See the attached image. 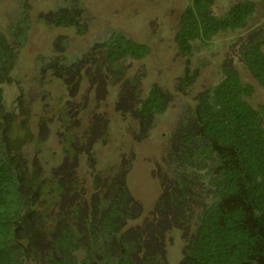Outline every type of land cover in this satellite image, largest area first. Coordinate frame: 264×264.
<instances>
[{
  "label": "trees",
  "instance_id": "obj_1",
  "mask_svg": "<svg viewBox=\"0 0 264 264\" xmlns=\"http://www.w3.org/2000/svg\"><path fill=\"white\" fill-rule=\"evenodd\" d=\"M214 3L190 0L185 6L175 36L179 52L192 58L217 35L232 32L239 60L264 87V0H239L223 14L214 12ZM84 16L82 4L72 0L50 21L82 33ZM30 25L25 16L9 35L0 31V264H170L167 241L174 229L184 238L178 264H264V104L251 102L254 85L238 66L225 61L221 80L182 106L155 172L161 193L141 218L142 205L127 185V161L96 171V151L88 146L91 193L77 170L85 141L95 144L94 137L102 136L106 142V121L100 125L94 115L79 134L68 104L58 111L67 167L56 172L45 168L41 155L47 120L33 124L23 98L19 112L6 105L3 86L13 81L17 48L26 43ZM147 52L146 44L117 31L85 57L41 60L40 72L51 69L70 83L82 62L99 60L97 68L121 83L120 102L130 104L147 136L171 97L157 84L141 97L145 69L128 74L124 58ZM198 73L187 67L177 90L184 92Z\"/></svg>",
  "mask_w": 264,
  "mask_h": 264
},
{
  "label": "rangeland",
  "instance_id": "obj_2",
  "mask_svg": "<svg viewBox=\"0 0 264 264\" xmlns=\"http://www.w3.org/2000/svg\"><path fill=\"white\" fill-rule=\"evenodd\" d=\"M77 1L85 9L82 33L74 25H57L50 21L57 8L70 5L72 0H0V31L9 35L10 26L25 16L31 22L26 43L17 48L13 81L3 86L4 101L8 107L14 106L19 112L18 98H23L29 103L33 124L42 117L47 120L41 155L45 168L55 169L56 172L67 167L63 166L64 140L60 134L62 128L58 111L68 104L71 112L76 114L73 124L79 134L92 123L94 115L100 118V125L106 121V142L102 136L94 137L97 138L95 144L85 141L78 153L77 170L91 193L93 175L87 163L88 146L96 151V171L107 173L109 167L127 161L131 165L127 185L142 205L143 218L161 193L155 172L163 165L170 135L182 106L194 104L204 88L221 80L222 65L227 60L238 66L245 81L254 85L250 97L254 105L264 104V87L239 60V45H231L234 39L232 32L217 35L210 45L203 47L192 58L179 52L176 31L181 12L190 0ZM237 1L215 0L213 10L216 14H223ZM117 31L148 46V52L142 57L129 55L123 60L128 74H134L140 67L146 71L140 83L141 97H146L153 84L171 94L165 110L155 114L147 136H143L142 125L130 104L120 102L121 83L114 82L106 68H97L99 60L82 62L77 73L68 76L70 83L57 77L51 69L43 74L40 72L41 60L58 54L66 56L68 61L85 57L94 46ZM95 56L101 57L100 53ZM187 67H198L199 73L194 83L180 92L177 83ZM79 75L83 79L77 83ZM120 106L122 108L118 109ZM183 247L184 238L178 229H174L167 241L170 264L179 263Z\"/></svg>",
  "mask_w": 264,
  "mask_h": 264
}]
</instances>
